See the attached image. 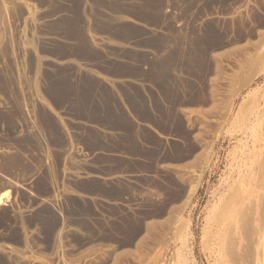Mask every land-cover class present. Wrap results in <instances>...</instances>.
<instances>
[{"label": "rangeland", "instance_id": "obj_1", "mask_svg": "<svg viewBox=\"0 0 264 264\" xmlns=\"http://www.w3.org/2000/svg\"><path fill=\"white\" fill-rule=\"evenodd\" d=\"M0 195V264H264V0H0Z\"/></svg>", "mask_w": 264, "mask_h": 264}, {"label": "trees", "instance_id": "obj_2", "mask_svg": "<svg viewBox=\"0 0 264 264\" xmlns=\"http://www.w3.org/2000/svg\"><path fill=\"white\" fill-rule=\"evenodd\" d=\"M122 27H123V29L124 30H126L129 34L128 35H130L131 33V35L133 36L134 34H135V27H133L132 25H130V24H126V25H122ZM104 89H98V91H103ZM97 92V91H96ZM96 105H97V107L95 106V108H97V110L99 111V112H101L102 113V108L100 107L101 105H100V103H99V101L98 100H96ZM101 116H102V114H101ZM85 118V117H84ZM124 120V119H123ZM124 121H126V120H124ZM126 123V125H129V123L128 122H125ZM49 125L51 126V128L56 132V130H57V125H56V123L54 122V121H49ZM99 143H102L101 142V140H99ZM43 184H44V182H43ZM80 189L81 190H84V191H87V192H100L101 190H104L103 188H102V185H101V183H99V182H97V181H88V182H84L83 184H81L80 185ZM105 190L106 191H108V192H111V193H118V189L117 188H114V187H111V188H105ZM71 207H75V208H77V209H81V208H84V206H83V204L81 203V202H79V201H75V205L74 206H70V208H69V206H66L65 207V211L66 212H68V211H70V209H71ZM38 215V214H37ZM54 216H55V214H54V212L52 211V210H42L41 211V215H39V218H44L45 220L47 219V220H49V221H53L54 220ZM36 218H38V217H36ZM5 219V216L3 215V213H1L0 212V224H2L3 223V220ZM44 236H45V238H46V236L48 237V231H44ZM13 235L16 237L17 236V233H16V231H14L13 232Z\"/></svg>", "mask_w": 264, "mask_h": 264}, {"label": "bare ground", "instance_id": "obj_3", "mask_svg": "<svg viewBox=\"0 0 264 264\" xmlns=\"http://www.w3.org/2000/svg\"><path fill=\"white\" fill-rule=\"evenodd\" d=\"M2 195H0V202H1Z\"/></svg>", "mask_w": 264, "mask_h": 264}]
</instances>
